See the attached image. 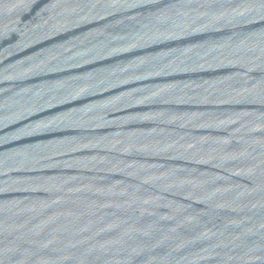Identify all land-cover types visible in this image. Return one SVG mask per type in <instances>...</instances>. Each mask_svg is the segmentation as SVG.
<instances>
[{"label": "water", "instance_id": "1", "mask_svg": "<svg viewBox=\"0 0 264 264\" xmlns=\"http://www.w3.org/2000/svg\"><path fill=\"white\" fill-rule=\"evenodd\" d=\"M0 264H264V0H0Z\"/></svg>", "mask_w": 264, "mask_h": 264}]
</instances>
